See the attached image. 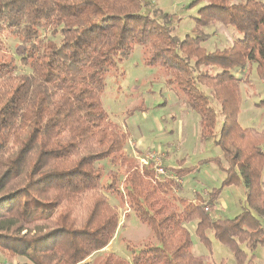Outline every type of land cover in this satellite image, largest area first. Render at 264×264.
I'll list each match as a JSON object with an SVG mask.
<instances>
[{
	"label": "trees",
	"instance_id": "1",
	"mask_svg": "<svg viewBox=\"0 0 264 264\" xmlns=\"http://www.w3.org/2000/svg\"><path fill=\"white\" fill-rule=\"evenodd\" d=\"M195 5L194 28L179 38L167 16L159 25L157 9L142 12V0H0V39L16 40L14 55L29 70L18 72L0 40V260L82 264L106 248L119 227L107 198L114 192L156 244L145 241L130 262L108 254L97 264H204L193 255L192 239L210 249L208 234L230 250L235 264H254L257 248L264 251V129L238 124L241 93L233 73L252 64L264 83V2ZM214 23L241 37L207 50L204 29ZM46 33L58 42L44 40ZM135 45L147 53L145 65L160 67L199 116L200 140L220 151L199 162L217 165L224 175L207 205L175 197L167 190L172 180L153 183L152 166L126 164L121 190L116 174L99 165L127 160V135L109 121L101 95L107 71ZM194 169L171 171L183 178ZM234 186L245 190L242 211L214 218L218 197Z\"/></svg>",
	"mask_w": 264,
	"mask_h": 264
},
{
	"label": "rangeland",
	"instance_id": "2",
	"mask_svg": "<svg viewBox=\"0 0 264 264\" xmlns=\"http://www.w3.org/2000/svg\"><path fill=\"white\" fill-rule=\"evenodd\" d=\"M192 1L194 0H142V12L147 13L157 9L160 15H157L155 22L162 25V15L167 16L170 20L167 23L170 33L180 38L194 28V18L197 16L200 5L190 6ZM229 1L237 4L245 0ZM257 1L264 2V0ZM204 34H207V38L202 46L209 51L231 46L235 39L241 37L237 31L232 28L226 29L219 23L209 25L204 29ZM44 36V40L58 42L57 36L52 38L48 33ZM0 40L1 49L15 58L18 72L28 73L29 70L20 65L18 57L14 55L16 40L5 35ZM146 58L147 53L144 48L141 45H135L126 59L117 62L105 74V89L101 95L102 108L107 113L109 121L127 135L128 142L123 149V156L127 160L125 165L121 166H114L109 162H101L99 165L103 173L116 174L117 184L122 190L121 184L125 177L126 164L132 162L141 169L140 165L144 164L142 160L146 162L144 158L148 155L149 160L160 163L164 172L155 177L153 183L156 180L158 182L172 180L176 186L173 185L167 190L179 195V199L198 197L207 205L208 192L220 187L224 175L217 165L213 163L201 165L199 162L220 156V151L212 141L200 140L199 116L187 108L183 93L166 82L167 77L160 67L145 65ZM211 72L214 73L215 70ZM233 73L238 79L241 93L238 124L243 129L257 131L264 129V103L259 105L264 101V83L256 74L255 66L246 64L233 70ZM261 149L264 151V144ZM222 164L225 166L224 162ZM175 165L182 166L181 168H195L183 177L184 180L188 179V182L174 176L171 170ZM143 166L145 165H141ZM148 166L151 165L145 167ZM152 170L154 172V169ZM261 185L264 191V169ZM225 189L221 193L222 201H216L211 210L214 218L231 219L242 211L245 190L243 193L240 190L238 192L233 190L231 197H228L229 190H226L228 193L224 195ZM168 194L165 196L172 197ZM107 198L110 205L117 211L119 227L111 243L82 264H97L98 260L108 254L130 262L133 253L139 252L144 247L145 241L150 242V245L156 244L154 239H149V229L131 212H128L127 205L117 193L107 195ZM188 227L193 231L194 224H189ZM208 238L211 242L210 249L199 243L193 236L194 256L202 258L204 264H235L234 257L227 247L213 239L211 234H208ZM254 256V264H264L262 248L258 247ZM6 261L9 264H30L21 257Z\"/></svg>",
	"mask_w": 264,
	"mask_h": 264
},
{
	"label": "crops",
	"instance_id": "3",
	"mask_svg": "<svg viewBox=\"0 0 264 264\" xmlns=\"http://www.w3.org/2000/svg\"><path fill=\"white\" fill-rule=\"evenodd\" d=\"M127 142H128V139H127ZM127 142H126V144H127ZM217 156H219V155H217ZM217 156H215V157H217ZM183 160V159H182ZM181 161V160H180ZM173 167V166H172ZM182 166H178V165H175L173 168H175V169H178V168H181ZM184 180V178H182L181 179V181H183ZM197 180V179H196ZM189 180L188 179H186V180H184V182H188ZM198 184V183H197ZM226 190H229V193L228 192H226ZM233 190H236L237 192H238V190H240L242 193L244 192V189L243 188H238V187H229V188H226L225 189V193H224V195H227V193H228V195L230 194V196H228V197H231V195H232V191ZM209 194L211 193V192H208ZM175 197H180L179 195H175V194H173ZM221 196L222 195H220L219 197H218V199H217V201L219 200V201H222L221 199ZM183 197H181L180 199H182ZM185 199V201H187V202H190V203H196V202H198V201H201L200 199H198V197H194V199H188V198H184ZM183 199V200H184ZM128 212H129V209H128ZM111 243V242H110ZM105 249V248H104ZM103 251V250H102ZM4 261H6V260H4ZM0 262H3V261H1L0 260Z\"/></svg>",
	"mask_w": 264,
	"mask_h": 264
},
{
	"label": "built area",
	"instance_id": "4",
	"mask_svg": "<svg viewBox=\"0 0 264 264\" xmlns=\"http://www.w3.org/2000/svg\"><path fill=\"white\" fill-rule=\"evenodd\" d=\"M146 158H144V159H146V162L144 161V160H142V162L144 163V164H141V165H145V166H147V165H151L152 166V169H154V173H155V176L157 177V176H160V175H162L164 172H163V170H162V168H161V165H160V163H154L152 160H149L150 158L148 157V155H146L145 156ZM152 159V158H151ZM148 161H149V163H148ZM141 165H140V168L142 169L143 167H145V166H143V167H141ZM141 169H139V170H141ZM205 210H207V209H205ZM0 264H9V263H7V261H3V262H0Z\"/></svg>",
	"mask_w": 264,
	"mask_h": 264
}]
</instances>
